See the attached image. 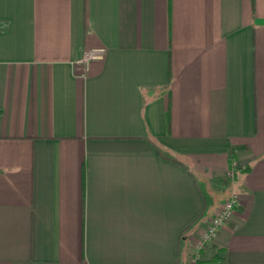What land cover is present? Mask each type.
<instances>
[{
    "label": "crops",
    "instance_id": "1",
    "mask_svg": "<svg viewBox=\"0 0 264 264\" xmlns=\"http://www.w3.org/2000/svg\"><path fill=\"white\" fill-rule=\"evenodd\" d=\"M232 195L196 264H264V0H0V264H187Z\"/></svg>",
    "mask_w": 264,
    "mask_h": 264
},
{
    "label": "built area",
    "instance_id": "2",
    "mask_svg": "<svg viewBox=\"0 0 264 264\" xmlns=\"http://www.w3.org/2000/svg\"><path fill=\"white\" fill-rule=\"evenodd\" d=\"M104 49H92L90 51H87L82 58H80L78 61L84 63L87 65V62L91 58H96L102 55ZM236 205V198L234 195L228 197L223 205L219 208V210L214 214V216L211 218L208 227L199 235L198 240L195 243V249L196 252L192 255L191 261L189 264H196L199 251L201 248L209 242L217 233L219 227L227 221L229 218L232 210L234 209V206Z\"/></svg>",
    "mask_w": 264,
    "mask_h": 264
},
{
    "label": "rangeland",
    "instance_id": "3",
    "mask_svg": "<svg viewBox=\"0 0 264 264\" xmlns=\"http://www.w3.org/2000/svg\"><path fill=\"white\" fill-rule=\"evenodd\" d=\"M200 181H201V179H200ZM207 188H208V187H207ZM219 195H221V193H215V192H214L213 196L211 195L210 197L212 198V200H213V199H219V197H220ZM208 197H209V196H208Z\"/></svg>",
    "mask_w": 264,
    "mask_h": 264
},
{
    "label": "trees",
    "instance_id": "4",
    "mask_svg": "<svg viewBox=\"0 0 264 264\" xmlns=\"http://www.w3.org/2000/svg\"><path fill=\"white\" fill-rule=\"evenodd\" d=\"M187 264H189V263H187Z\"/></svg>",
    "mask_w": 264,
    "mask_h": 264
}]
</instances>
